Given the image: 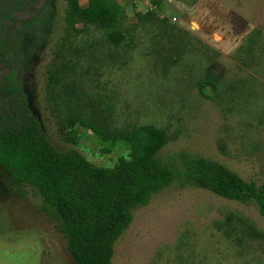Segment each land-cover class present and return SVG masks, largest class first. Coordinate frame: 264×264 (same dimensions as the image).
Here are the masks:
<instances>
[{"label": "rangeland", "instance_id": "1", "mask_svg": "<svg viewBox=\"0 0 264 264\" xmlns=\"http://www.w3.org/2000/svg\"><path fill=\"white\" fill-rule=\"evenodd\" d=\"M117 1L133 48H111L94 26L73 33L66 0H50L48 36L24 78L49 140L112 166L127 149L105 152L79 123V144L66 142L59 121L79 116L108 130L151 125L167 134L164 157L187 151L264 182V0ZM42 3L28 0L15 17ZM209 74L219 81L213 99L199 89ZM56 222L33 187L0 168V264H78ZM113 264H264V218L254 204L170 186L135 210Z\"/></svg>", "mask_w": 264, "mask_h": 264}, {"label": "trees", "instance_id": "2", "mask_svg": "<svg viewBox=\"0 0 264 264\" xmlns=\"http://www.w3.org/2000/svg\"><path fill=\"white\" fill-rule=\"evenodd\" d=\"M22 4L23 0L0 2V59L8 69L0 81V168L41 196L78 264H113L115 243L129 228L135 210L170 186L204 189L254 204L264 218V182L246 179L217 160L187 151L164 157L161 151L168 137L154 126L108 130L79 116L59 121L66 142L79 144L73 129L79 123L94 131L105 152L116 146L127 149L128 156L112 166L93 163L76 148L58 149L33 114L24 89L32 58L48 36L50 0L18 25L14 11ZM152 4L159 5L160 0ZM126 17L117 0H66L68 28L73 33L89 26L101 29L113 49L136 46L134 35L124 26ZM199 89L213 99L219 94L218 78L207 75Z\"/></svg>", "mask_w": 264, "mask_h": 264}, {"label": "flooded vegetation", "instance_id": "3", "mask_svg": "<svg viewBox=\"0 0 264 264\" xmlns=\"http://www.w3.org/2000/svg\"><path fill=\"white\" fill-rule=\"evenodd\" d=\"M27 1H28V0H23V4L20 5V8H18V9H16V10L14 11V16H15L16 13H18V12L24 7V5L26 4ZM0 2H2V0H0ZM44 2H45V0H43V3H42L39 7H37V8L34 10V12L32 13L31 16H29V17H27V18H24V19H19V18L17 17V24H18V25L20 24V20H25V19H28V18L33 17L34 14L36 13V11H37V10H38V9L44 4ZM0 35H1V34H0ZM7 71H8V69L5 68V63L0 59V81H2V78L6 75Z\"/></svg>", "mask_w": 264, "mask_h": 264}]
</instances>
